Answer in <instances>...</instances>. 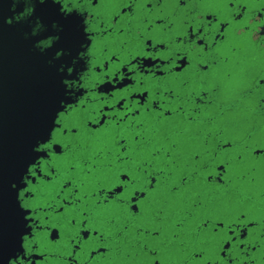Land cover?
Listing matches in <instances>:
<instances>
[{
	"label": "flooded vegetation",
	"instance_id": "1",
	"mask_svg": "<svg viewBox=\"0 0 264 264\" xmlns=\"http://www.w3.org/2000/svg\"><path fill=\"white\" fill-rule=\"evenodd\" d=\"M12 10L57 48L68 103L21 181L9 264H264V161L243 172L264 141V0Z\"/></svg>",
	"mask_w": 264,
	"mask_h": 264
},
{
	"label": "water",
	"instance_id": "2",
	"mask_svg": "<svg viewBox=\"0 0 264 264\" xmlns=\"http://www.w3.org/2000/svg\"><path fill=\"white\" fill-rule=\"evenodd\" d=\"M12 5L0 0V264L21 248L27 232L21 181L68 103L51 63L57 48L40 50L36 42L44 37H26L23 24L10 22Z\"/></svg>",
	"mask_w": 264,
	"mask_h": 264
},
{
	"label": "rangeland",
	"instance_id": "3",
	"mask_svg": "<svg viewBox=\"0 0 264 264\" xmlns=\"http://www.w3.org/2000/svg\"><path fill=\"white\" fill-rule=\"evenodd\" d=\"M249 147L245 150V154L249 157L250 162L247 166V169L243 170V172L248 171L255 164L260 163V161H264V153H261V150H264V141L261 143H250ZM240 152L238 150H233V155L236 158ZM234 170V169H233Z\"/></svg>",
	"mask_w": 264,
	"mask_h": 264
}]
</instances>
